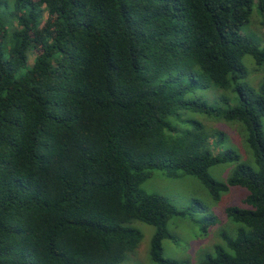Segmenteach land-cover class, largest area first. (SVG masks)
Listing matches in <instances>:
<instances>
[{
  "label": "trees",
  "instance_id": "16d2710c",
  "mask_svg": "<svg viewBox=\"0 0 264 264\" xmlns=\"http://www.w3.org/2000/svg\"><path fill=\"white\" fill-rule=\"evenodd\" d=\"M255 4L264 14V0H15L8 57L0 26V264H122L143 238L135 221L156 228L154 263L183 264L163 241L184 212L142 189L155 169L195 176L216 201L244 189L201 264H264V76L241 83L246 56L264 71L241 33ZM222 91L239 93L234 106ZM185 111L208 119L180 131L170 119ZM209 120L241 126L255 167L214 154L226 133ZM225 163L227 183L209 173Z\"/></svg>",
  "mask_w": 264,
  "mask_h": 264
},
{
  "label": "rangeland",
  "instance_id": "374dc122",
  "mask_svg": "<svg viewBox=\"0 0 264 264\" xmlns=\"http://www.w3.org/2000/svg\"><path fill=\"white\" fill-rule=\"evenodd\" d=\"M14 2L15 0H0V26L7 29V37L2 46L5 57L9 56L12 45L11 37L17 29L15 20L11 16ZM43 20L45 18L39 21V25H42ZM241 33L261 49H264V14L258 10L256 4L253 6L251 22L242 28ZM34 58L33 50L30 49L28 51V66L23 71L32 66ZM249 60H251L249 56L244 58V64L249 73L241 83L257 88L259 85L254 84H257L264 76V71L255 66L253 62L249 66ZM251 78L254 79V84ZM196 94L204 98L207 96L211 99L217 97V94L210 92V90H197ZM220 94L221 96L226 95L230 99V104H222V107L234 106L235 97L239 96L238 92L233 93L231 91H222ZM210 103L214 104L215 101L212 100ZM188 119H194L204 124L208 118L200 113L185 111L181 112L180 116L171 118L170 121L178 130L182 131L191 128L192 123L187 122ZM262 124L264 130V117ZM207 125L212 127V129L207 127L211 131L226 133L224 137L216 135L211 139V148L214 154L234 150L240 155L242 162L255 167L253 156L248 154L250 149L245 138L242 139L239 124L209 120ZM234 168L235 164L225 163L212 167L209 173L216 180L227 183ZM151 173L152 176L142 185V189L149 194L167 198L178 211L185 214L176 215L168 222L167 230L173 237L163 241V256L183 264H201L207 255H216V247L225 245L222 234L225 232L232 234V226H235L234 223H231L226 210L229 206L245 207L242 202L245 190L231 188L230 192L222 195L221 200L216 201L195 176L185 175L172 178L167 176L166 172L156 169L152 170ZM131 226L140 230L143 238L137 252L122 264H156L149 255L156 228L140 221L133 222Z\"/></svg>",
  "mask_w": 264,
  "mask_h": 264
}]
</instances>
